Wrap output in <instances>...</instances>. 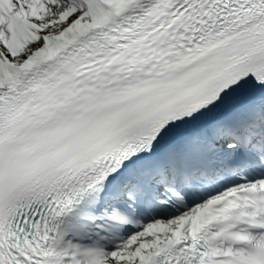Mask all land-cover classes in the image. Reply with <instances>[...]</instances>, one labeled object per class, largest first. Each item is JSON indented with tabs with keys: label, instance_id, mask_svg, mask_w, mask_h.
I'll list each match as a JSON object with an SVG mask.
<instances>
[{
	"label": "snow or ice",
	"instance_id": "snow-or-ice-1",
	"mask_svg": "<svg viewBox=\"0 0 264 264\" xmlns=\"http://www.w3.org/2000/svg\"><path fill=\"white\" fill-rule=\"evenodd\" d=\"M0 264H264V0H0Z\"/></svg>",
	"mask_w": 264,
	"mask_h": 264
}]
</instances>
